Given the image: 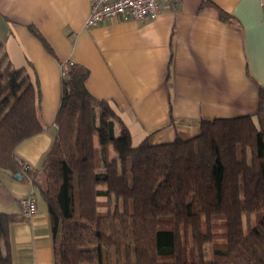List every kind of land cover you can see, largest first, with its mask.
<instances>
[{"label":"trees","instance_id":"trees-1","mask_svg":"<svg viewBox=\"0 0 264 264\" xmlns=\"http://www.w3.org/2000/svg\"><path fill=\"white\" fill-rule=\"evenodd\" d=\"M88 77L78 63L62 77L57 137L43 169H31L16 150L46 130L40 82L0 44V170L21 173L46 204L54 264H264V90L254 114L134 145ZM22 220L0 212V264H14L10 230Z\"/></svg>","mask_w":264,"mask_h":264},{"label":"crops","instance_id":"crops-1","mask_svg":"<svg viewBox=\"0 0 264 264\" xmlns=\"http://www.w3.org/2000/svg\"><path fill=\"white\" fill-rule=\"evenodd\" d=\"M161 1L155 20L117 18L86 27L91 0H0V44L12 65L35 70L46 126L17 148L20 163L44 167L58 134L68 62L89 70L90 93L118 109L138 143L147 137L152 144L188 140L200 133L202 119L258 111L264 90L260 0ZM16 175L0 170V212L21 214L20 200L33 193ZM10 236L14 264H54L44 202L38 200L33 218L13 224Z\"/></svg>","mask_w":264,"mask_h":264},{"label":"built area","instance_id":"built-area-1","mask_svg":"<svg viewBox=\"0 0 264 264\" xmlns=\"http://www.w3.org/2000/svg\"><path fill=\"white\" fill-rule=\"evenodd\" d=\"M169 1L174 3L176 0ZM260 3L264 9V0H260ZM162 9L161 0H91L90 15L85 25L86 27H94L117 18L133 19L141 22L151 21L159 16ZM72 64L68 62L62 66V77H65L70 71ZM20 206L21 215L31 219L37 214L38 199L31 193L20 200Z\"/></svg>","mask_w":264,"mask_h":264},{"label":"rangeland","instance_id":"rangeland-1","mask_svg":"<svg viewBox=\"0 0 264 264\" xmlns=\"http://www.w3.org/2000/svg\"><path fill=\"white\" fill-rule=\"evenodd\" d=\"M14 68H20L19 66H18V64L17 63H15L14 65H12ZM133 136V135H132ZM133 144L135 145V144H138V138L136 137V136H133ZM209 249H210V253H211V245H209ZM210 257H211V255H210Z\"/></svg>","mask_w":264,"mask_h":264},{"label":"water","instance_id":"water-1","mask_svg":"<svg viewBox=\"0 0 264 264\" xmlns=\"http://www.w3.org/2000/svg\"><path fill=\"white\" fill-rule=\"evenodd\" d=\"M22 177H23L22 174H17V175H16V178H17V179H21Z\"/></svg>","mask_w":264,"mask_h":264}]
</instances>
